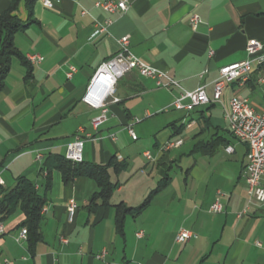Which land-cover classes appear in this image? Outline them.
<instances>
[{
	"label": "crops",
	"instance_id": "obj_1",
	"mask_svg": "<svg viewBox=\"0 0 264 264\" xmlns=\"http://www.w3.org/2000/svg\"><path fill=\"white\" fill-rule=\"evenodd\" d=\"M96 1L104 0H54L48 9L35 0L31 11L25 0L18 3L22 28L13 44L22 57L37 54L42 60L26 64L13 57L0 88V189L26 178L44 204L41 238L34 244L16 240L24 220L20 210L1 222L0 264H264V207L252 202L236 217L247 203V147L224 119L233 95L264 113V64H254L243 86L227 84L218 102L190 111L173 107L182 89L200 85L211 99L218 69L245 59L250 39L264 52V0H128L125 12L115 13L95 7ZM10 2L0 0V15ZM192 14L201 19L195 29ZM106 20L110 23L99 31L96 25ZM125 35L138 59L166 71L180 88L157 87L152 78L128 71L115 84L118 100L107 98L106 119L94 128L92 119L101 110L82 97L94 71L118 51ZM69 67L76 71L66 78ZM76 134L84 140L83 162L124 164L108 169L118 183L110 205L91 202L99 191L93 178L64 182L58 169L48 176L42 171L48 157L65 155ZM177 140L179 146L166 147ZM217 191L223 211L211 213ZM149 195L147 206L127 213L118 229L113 205L136 207ZM70 201L76 204L72 223L66 219ZM180 228L195 237L175 242ZM139 230L143 235L136 237Z\"/></svg>",
	"mask_w": 264,
	"mask_h": 264
},
{
	"label": "built area",
	"instance_id": "obj_2",
	"mask_svg": "<svg viewBox=\"0 0 264 264\" xmlns=\"http://www.w3.org/2000/svg\"><path fill=\"white\" fill-rule=\"evenodd\" d=\"M40 1L45 8L51 9L54 6V0ZM94 6L109 13L125 12L128 8V0L96 1ZM81 13L84 14L85 11ZM109 23L110 21L106 20L103 25L96 26L99 31H103ZM189 23L195 29L201 23V19L197 14H192ZM245 52L247 55L245 59L223 65L218 69V77L213 81L211 99L206 95L204 85H200L192 91L182 89L173 101L174 109L190 111L199 105L218 102L227 84L235 83L238 86H243L254 71V64H264L262 44L257 40L250 39L245 46ZM25 58L31 64L39 63L42 60V57L37 54H27ZM131 70H136L138 74L152 78L157 87L167 90L173 87L180 88L178 82L166 71L156 69L138 59L129 49L128 35L122 36L119 39L118 51L97 67L89 79L82 97L84 103L101 110L100 114L92 119L91 123L94 128H97L106 119L105 105L107 98L110 97L112 102L118 100L113 96L117 80ZM75 71L74 67H69L65 74L66 78H70ZM258 81H262V79L260 78ZM184 100H187V102H183ZM224 119L230 134L247 147L243 167V176L247 185V203L241 211L236 213V217L239 218L247 213L252 202L264 207V185L261 184V177L264 175V113L256 112L246 98L233 95L229 99V109L225 112ZM127 131L131 138L135 140L136 135L131 126L127 127ZM86 137H89V135H86ZM83 142V138L76 134L73 140L67 144L64 157L72 163L81 162ZM181 142V140L168 142L166 147H177ZM225 150L231 153L233 148L226 146ZM144 156L150 158L148 152H144ZM36 158L41 159V155L37 154ZM0 184H2L1 179ZM221 195L220 191L216 192V197L209 207V212L220 213L223 211V203L220 201ZM75 211L76 204L74 201H70L66 206L68 223L73 222ZM3 233L4 230L0 223V235ZM142 235L141 230L135 233L136 237ZM192 237H195V234L190 230L180 228L175 233L174 240L177 243H184ZM26 239L27 229L22 227L16 240ZM60 242L67 243V238L61 236ZM256 244L260 245L258 242ZM102 255L103 253L97 257L100 258Z\"/></svg>",
	"mask_w": 264,
	"mask_h": 264
},
{
	"label": "trees",
	"instance_id": "obj_3",
	"mask_svg": "<svg viewBox=\"0 0 264 264\" xmlns=\"http://www.w3.org/2000/svg\"><path fill=\"white\" fill-rule=\"evenodd\" d=\"M20 0H11L7 9L0 15V88L7 74L11 59L19 58L22 62L28 64L26 58L18 52L13 44V35L22 28V22L15 15ZM35 0H25L26 7L31 11ZM113 166L116 170L124 167V164H118L110 160L107 164H96L88 162L72 163L64 156L52 155L45 161L42 171L48 176L51 169L56 168L61 172L64 182H68L78 176H88L93 178L99 191L91 197V202L99 199L103 204L110 205V195L118 186V183L111 181L108 169ZM150 195L136 207L123 205L119 202L113 205L115 210V223L118 229L121 228L123 217L129 212H139L145 208L149 202ZM44 199L38 194L35 185L26 178H19L17 184L9 189H0V223L12 215L16 210H20L24 216L21 223L22 227L27 229V241L34 244L39 241L41 209Z\"/></svg>",
	"mask_w": 264,
	"mask_h": 264
},
{
	"label": "rangeland",
	"instance_id": "obj_4",
	"mask_svg": "<svg viewBox=\"0 0 264 264\" xmlns=\"http://www.w3.org/2000/svg\"><path fill=\"white\" fill-rule=\"evenodd\" d=\"M173 170H175V168Z\"/></svg>",
	"mask_w": 264,
	"mask_h": 264
}]
</instances>
